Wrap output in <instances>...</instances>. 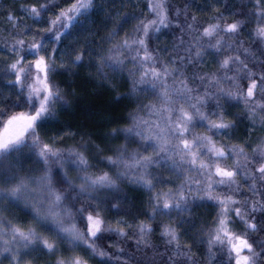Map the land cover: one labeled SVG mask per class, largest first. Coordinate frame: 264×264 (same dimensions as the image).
<instances>
[{
	"label": "snow or ice",
	"instance_id": "obj_1",
	"mask_svg": "<svg viewBox=\"0 0 264 264\" xmlns=\"http://www.w3.org/2000/svg\"><path fill=\"white\" fill-rule=\"evenodd\" d=\"M220 2L206 0L199 13L194 0H28L24 17L4 10L11 32L0 29V183L11 195L0 196V264H264V0ZM202 57L223 71L209 75V87L238 106L206 112L208 92L195 97L196 115L220 142L189 139L186 108L173 120L174 95L191 93L186 75L208 67ZM109 65L128 71L123 85ZM127 81L136 95L159 86L154 127L111 112L68 121L83 89L107 88L114 101ZM136 137L154 147L130 152ZM25 152L43 166L25 204L35 219L12 204L31 183L15 174ZM98 159L108 162L99 172Z\"/></svg>",
	"mask_w": 264,
	"mask_h": 264
},
{
	"label": "clouds",
	"instance_id": "obj_2",
	"mask_svg": "<svg viewBox=\"0 0 264 264\" xmlns=\"http://www.w3.org/2000/svg\"><path fill=\"white\" fill-rule=\"evenodd\" d=\"M226 2V0H225ZM238 3L245 4V5H252L254 3V0H238ZM252 14L249 13V18L251 19ZM254 24L249 25L244 29L246 33L249 34V37L254 36ZM247 43V41H245ZM173 43H177V41H174ZM183 55L184 53L181 52ZM159 55V53H157ZM215 55V54H214ZM205 63L209 67L205 71H201L198 68L194 69L193 72L188 73L185 77L189 81V87L191 88V93L187 95H174L173 101H172V107L174 110L173 113V120L175 119V115L179 113V110L181 107L186 108L188 111L192 112L194 120L190 126V130L188 132V138L191 139L195 135H205V134H211L215 135L218 142L222 140V135L216 133L214 130L210 129L208 127L207 121L201 120L198 115H196V110L193 107V104L195 103V97L197 95H204L205 91L208 92V96L206 98V103L201 104L200 108L201 110H204L206 112L211 109L212 111L217 110V108H227L228 106L238 107L236 101L228 100L226 97H223L217 89L212 86L209 87V75L216 74L221 77H223V71L218 69L214 62L210 61L207 57H202ZM220 59L219 56L216 57V62H218ZM103 71V69H102ZM110 74H114L117 76V82L119 84H124L125 78L128 76L127 70H121L118 68H113L111 65H109L108 69ZM177 75H179L177 73ZM169 84L171 85L173 83L172 77H169ZM228 81H224V86H229ZM131 86V81H127V87L122 88V91L126 92V95L120 96L117 95L115 97L114 102L117 104H123L122 114L120 116L122 121H128L130 123L129 117L130 114H135L137 116L143 117L144 119L148 120L149 123L154 127L155 121L158 119L155 115H153L152 110L153 108H159L161 104V99L159 97V86H156L155 88H150L148 91V94H133L129 92L127 89ZM212 113L209 112V115ZM234 119L239 123H245L246 122V116L241 115L239 111L234 113ZM163 123V122H162ZM235 127V126H234ZM168 133L171 137H173V142H175L176 139H178L177 133L174 128L168 126ZM256 139H259V135L257 137H254ZM121 144H124V141L120 142ZM226 146L227 142L225 141ZM154 145L151 142H147L143 140L141 137L135 138V143L128 146V150L130 152H143L146 148L151 149ZM115 158V157H113ZM154 160L158 163H161L164 165V168H169V164L167 163L165 157L161 155L159 152H156L154 154ZM93 163V171H101V168L108 164V162L104 159H98L92 162ZM48 167H51L53 171L58 167L57 163H50ZM43 166L39 162L38 158L35 156L34 153H27L25 152L21 156L18 157V164L15 168V174L16 178H24L26 181H31V183L28 184V187L26 190L20 192L19 194V200L13 199L12 204L15 205L18 212L22 213L23 216L29 217L30 219H35V215L33 211L26 207L25 204L30 203V197L33 195H36L38 193V189L35 185V178L42 175ZM114 172L118 171V169H113ZM160 171V170H157ZM11 179V177H10ZM126 183V181H124ZM11 187L10 184H3L0 183V196H10L11 193L9 192V188ZM78 191V187H77ZM65 192L67 193L68 190L65 189ZM74 195V193H73ZM79 205H77L78 207ZM75 212V209H74ZM13 216V219H19L15 214H10ZM75 219H79V216L76 215L74 217Z\"/></svg>",
	"mask_w": 264,
	"mask_h": 264
},
{
	"label": "trees",
	"instance_id": "obj_3",
	"mask_svg": "<svg viewBox=\"0 0 264 264\" xmlns=\"http://www.w3.org/2000/svg\"><path fill=\"white\" fill-rule=\"evenodd\" d=\"M27 2L28 0H0V29H7L9 32H11L7 21L3 19L4 10L8 9L17 17H24V13L20 5ZM114 2L118 3L119 0H114ZM205 2L206 0H194L193 10L199 13L202 9H204ZM233 3H235L237 7L240 6L238 0H229L227 4L224 3V0H221L220 6L221 8H230ZM165 36L167 37L169 44L174 42L172 34L170 32H166ZM209 66L210 64L208 65V67ZM79 86L83 89L82 84H80ZM83 91V97L77 99L76 110L67 118L68 121L73 125H75L76 122L88 124L90 119L95 122V118L100 112H111L113 114H119L121 116L123 104H117L113 100H110V96L112 95L111 90L104 88L99 91H92L91 89H83ZM82 104H87V111L82 108ZM102 124L103 121H100L96 123V127L99 128L102 126ZM129 193L131 199L135 201L137 205L143 203L144 197L139 192H137L134 187L129 188ZM201 214L208 215L209 213L202 212ZM132 244L133 242L129 241V245Z\"/></svg>",
	"mask_w": 264,
	"mask_h": 264
}]
</instances>
